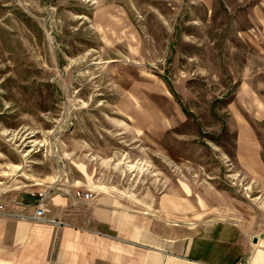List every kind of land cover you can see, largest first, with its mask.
<instances>
[{
  "label": "rangeland",
  "instance_id": "rangeland-1",
  "mask_svg": "<svg viewBox=\"0 0 264 264\" xmlns=\"http://www.w3.org/2000/svg\"><path fill=\"white\" fill-rule=\"evenodd\" d=\"M86 186L264 225V0H0V200Z\"/></svg>",
  "mask_w": 264,
  "mask_h": 264
},
{
  "label": "crops",
  "instance_id": "crops-1",
  "mask_svg": "<svg viewBox=\"0 0 264 264\" xmlns=\"http://www.w3.org/2000/svg\"><path fill=\"white\" fill-rule=\"evenodd\" d=\"M82 188L93 197L49 194L47 216L62 223L0 215V264H264V225L241 219L238 207H176L174 197L141 207L118 191ZM12 197L26 205H9L16 210L36 201Z\"/></svg>",
  "mask_w": 264,
  "mask_h": 264
},
{
  "label": "built area",
  "instance_id": "built-area-1",
  "mask_svg": "<svg viewBox=\"0 0 264 264\" xmlns=\"http://www.w3.org/2000/svg\"><path fill=\"white\" fill-rule=\"evenodd\" d=\"M75 195L77 198L89 199L93 197L92 191H85L83 189L75 190ZM32 195L36 197V201L32 204L33 209L31 211L25 210H16L11 208L10 204H20L26 206L25 203H22L17 197H12L9 201H0V215L19 217L33 219L36 221H52L57 223H62L60 219L54 217H48L47 213L49 212V207H47V198L49 194L51 195V189L45 188L43 190L32 192ZM239 264H246L245 262H240Z\"/></svg>",
  "mask_w": 264,
  "mask_h": 264
}]
</instances>
